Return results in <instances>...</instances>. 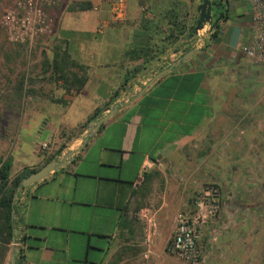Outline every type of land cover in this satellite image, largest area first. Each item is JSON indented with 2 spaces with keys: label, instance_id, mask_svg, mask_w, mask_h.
Returning <instances> with one entry per match:
<instances>
[{
  "label": "crops",
  "instance_id": "obj_1",
  "mask_svg": "<svg viewBox=\"0 0 264 264\" xmlns=\"http://www.w3.org/2000/svg\"><path fill=\"white\" fill-rule=\"evenodd\" d=\"M84 1L89 8L77 3L57 13L47 61L65 51L64 60L75 64L63 61L64 71L85 83L77 90L57 80L65 95L53 100L55 123L46 120L44 126L52 132L47 140L60 145L45 157L34 155L23 168L44 165L60 148L53 160H62L81 145L95 110L100 112L93 119L120 104L62 167L19 192L16 263L121 264L127 252L151 247L148 218L158 232L173 229L176 212L192 211L194 192L210 181L221 187L224 227L244 220L262 185L264 217L263 92L245 91L241 82L237 90L231 81L250 34V4L220 0L217 6L211 0V21L204 27L221 17L207 41L189 37L201 0H125L122 21L113 18L110 0ZM189 50L195 51L181 60ZM142 61L148 63L131 69ZM240 70L242 80L247 68ZM85 123L64 143V127ZM10 249L11 243L2 264Z\"/></svg>",
  "mask_w": 264,
  "mask_h": 264
},
{
  "label": "rangeland",
  "instance_id": "obj_2",
  "mask_svg": "<svg viewBox=\"0 0 264 264\" xmlns=\"http://www.w3.org/2000/svg\"><path fill=\"white\" fill-rule=\"evenodd\" d=\"M83 1L46 0L44 6L52 19L50 32L36 37L32 42H15L8 38L3 24L4 13L13 7L14 0H0V157L12 158V175L33 160L34 155L45 157L60 145L58 140H47L52 132L49 126H44L46 120L55 123L50 115L53 112L51 107L56 103L53 100L65 95L60 94L61 85L54 80L52 68L47 67L51 61L47 60L52 58L50 56L54 52L51 38L55 34L53 28L57 13ZM183 2L188 4L190 0ZM212 14L214 18V9ZM240 57V68H247V72L241 80L238 77V73L242 75L240 68L234 67L231 71V81L237 82V90L241 82L242 86L245 85L242 87L245 91L253 88L259 95L263 92L264 107V64H252L246 61L244 55ZM21 78L23 91L19 94L16 87ZM84 104H89V101L86 100ZM85 125L86 123L73 129L64 127L60 133L64 138L62 140H66L63 142L69 144L67 138L78 135ZM43 140L48 143L44 154L39 149ZM197 193L198 191L194 192L192 197L195 198L192 211L188 212L184 207L178 211L189 215L196 212ZM258 199L263 201V185L259 197L252 198L253 202L257 203L250 206L244 220H240L236 227H224L221 191L220 215L216 223L208 222L205 225L210 232H204L203 229L201 233L199 247L203 251V258L198 263H190L167 250V243L174 231L173 226V229L169 227L165 232H158L157 227L156 232L151 235V247H145L139 254L127 252L121 264H264L263 204H259ZM225 223L229 224V221Z\"/></svg>",
  "mask_w": 264,
  "mask_h": 264
},
{
  "label": "built area",
  "instance_id": "obj_3",
  "mask_svg": "<svg viewBox=\"0 0 264 264\" xmlns=\"http://www.w3.org/2000/svg\"><path fill=\"white\" fill-rule=\"evenodd\" d=\"M46 0H14L13 7L6 10L3 24L8 38L15 42H32L36 37L50 32L52 19L44 2ZM112 16L117 21L125 18V0H110ZM251 6L250 35L242 44L241 52L252 64H264V0H245ZM215 27L209 25L196 34L208 41L212 38ZM40 151L48 149L47 142H41ZM196 212L189 215L178 211L174 215V231L167 243V250L190 262L198 263L203 258L199 247L201 233L208 223H216L221 211V190L216 182H206L198 190ZM151 235L156 232V223L148 218ZM18 245V243H17Z\"/></svg>",
  "mask_w": 264,
  "mask_h": 264
},
{
  "label": "trees",
  "instance_id": "obj_4",
  "mask_svg": "<svg viewBox=\"0 0 264 264\" xmlns=\"http://www.w3.org/2000/svg\"><path fill=\"white\" fill-rule=\"evenodd\" d=\"M213 3L214 5L222 6L220 0H214ZM78 6H79V9H87L90 7V3L87 1H83V2H79ZM220 17H218L213 23L214 27H216ZM214 35H215V32L213 36ZM129 53H130V57H132L131 59L133 60L135 57L138 56L136 55V52H134V50L130 51ZM54 57L55 58L51 62V64H47V67H51L53 70L54 80L57 81V80L62 79V81H64L69 86L71 87L74 86L76 87L77 90H79L85 83L84 78L83 77L79 78L77 74L75 73L64 71V67H63V63H64L63 61H65L67 65L69 64L73 65L75 64V62L71 60H69V62L67 60H64L67 58L65 51H63V55L58 54V52L55 53ZM59 59L62 60V63L59 61ZM146 63H148V61H142L140 62V64L136 65L137 68L134 67L132 70L135 71L139 67L146 65ZM22 77H24V75ZM127 80L128 78H125V81ZM16 88H17L16 91H18L19 94L23 91L22 78L19 82V85ZM116 94L117 92L115 93V95ZM99 112L100 110H95L90 119L97 117L99 115ZM60 150L61 148L57 150L58 153L60 152ZM55 153L53 152L50 156H48L45 159L44 164L53 160L55 157L54 155ZM40 167L41 166L37 168H23L20 172L12 175L11 174L12 158L0 157V264H2L5 258V255L9 250L10 243H11V237H12V231H13V228L16 227V224H17L15 217L17 216L18 211L13 201V196H14L16 187L24 176L30 174L31 172L37 170ZM12 210H14V214H15L14 218L12 217ZM17 243H18V240H17ZM20 253H21V249H20V252L17 254L18 257L20 256Z\"/></svg>",
  "mask_w": 264,
  "mask_h": 264
},
{
  "label": "water",
  "instance_id": "obj_5",
  "mask_svg": "<svg viewBox=\"0 0 264 264\" xmlns=\"http://www.w3.org/2000/svg\"><path fill=\"white\" fill-rule=\"evenodd\" d=\"M198 11H199V15L198 18L196 20V24L192 30V32L190 33V36L196 35L199 30H201L204 25L206 23H209L211 21V9H212V2L211 0H201V2L198 5ZM195 50H189L188 52H186L182 57L181 60H184L185 58L189 57ZM179 61H175L172 62L170 64V66H168L165 69H162L160 71H158L140 90V92H142L143 90H145L149 84H151L156 78H158L160 75L164 74L165 72H167L168 70H170L173 66H175L176 64H178ZM119 102L118 103H114L112 107L107 109V113L104 115L99 116L97 119H92L88 122V127L87 130L84 134L82 143L79 147H77L74 150H70L68 151L64 156L63 159L60 161L57 160H51L47 163H45L44 165H42L40 168H38L37 170L31 172L30 174L24 176L19 184L16 187L14 196H13V201H15L18 197L19 192L25 188L26 186L37 182L39 180L44 179L45 177H47L49 175L50 172L57 170L58 168L62 167L65 163H66V159L72 155L75 152H78L82 146L87 142L89 136H91L92 134H94L98 128L104 123L106 122L110 116H112L116 110L118 109L119 106ZM12 217H15L14 214V210H12ZM17 235H18V229L17 227L13 228L12 231V237H11V249L9 252V256H8V262L7 264H17L16 263V256L17 254L20 252V248L17 245Z\"/></svg>",
  "mask_w": 264,
  "mask_h": 264
}]
</instances>
